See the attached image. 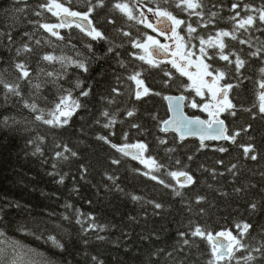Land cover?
<instances>
[{
  "label": "trees",
  "instance_id": "16d2710c",
  "mask_svg": "<svg viewBox=\"0 0 264 264\" xmlns=\"http://www.w3.org/2000/svg\"><path fill=\"white\" fill-rule=\"evenodd\" d=\"M58 2L82 13L92 8L89 19L105 39L92 40L73 26L56 29L64 37L59 40L40 27L43 23L60 22L41 7L48 0H0V78L15 81L18 76L15 62L25 61L31 72L29 79L33 84L42 85L36 90L22 81V97L9 94L7 99L0 86V231L7 239L32 250L30 258L41 264L44 261L51 264H207L211 259L210 246L190 236L194 225L199 224L213 234L231 231L238 235L236 224L247 222L252 228L241 237L246 249L235 253L238 262L233 259L221 264H264V255L253 251L264 244V116L258 107H253L258 104L257 81L262 78L260 69L264 68V59L250 55L264 43V25L257 20L249 33L240 32V38L248 40L252 48L225 38L228 44L225 51H235L246 61L239 74L234 64L227 66L218 57L206 61L214 68L227 71L221 84L233 85L229 99L235 105L236 116L227 112L221 116L229 131H240L251 125L247 132L241 131L236 144L210 142L201 148L196 139L181 141L174 133L161 132L163 121L169 118L165 96L184 95L189 98L187 105L193 98L200 102V97L185 91L182 85L190 82L171 63L153 67L136 59L143 53L132 46L133 42H143L153 34L138 22L144 18L141 6L148 11L157 7L167 9L197 28L193 37L207 39L220 29L231 30L233 22L229 17L233 15L230 11L233 3H240L237 11L245 15L244 4L259 9L264 6V0H202L205 21L210 19V12L218 13L207 27L201 26L195 15L190 16L176 7L177 0ZM116 3H127L136 18L129 20L114 7ZM251 14L258 16L255 12ZM177 31L189 43L186 26ZM124 32L130 35L125 36ZM24 44L33 51L17 56L16 50ZM190 44L197 45L192 50L199 53V39H192ZM44 54L82 61L88 71L71 64L63 66L59 62L44 61ZM166 71L171 77L165 76ZM48 72L55 75L49 77ZM135 72L141 73L144 86L150 89L139 100L135 98V82L128 79ZM114 88L118 91L113 92ZM67 91L81 107L63 127L35 120L36 113L24 107V101L36 103L47 114ZM84 91L88 92L87 96L81 95ZM187 105V115L207 118L205 113ZM130 110H134L132 117L127 116ZM104 111L109 117L103 116ZM110 119L115 122L104 127ZM134 124L138 127H133ZM161 139L166 143L161 144ZM125 143L147 144L145 158L152 157L165 166L151 175L176 186L167 172L186 170L195 183L181 189L182 195L176 196L171 188L144 174L150 172L148 167L111 147V144ZM240 144H252L258 159H245L242 148L238 147ZM64 146L77 155L73 157L71 152H64ZM219 147L228 151L221 153L216 150ZM169 148L174 150L169 152ZM57 152L69 158H57ZM189 156L193 159L189 160ZM114 159L119 164H113ZM220 160L222 165L217 163ZM234 163L237 169L229 172ZM110 176L114 179L110 180ZM132 195L141 199L134 201ZM198 196L205 197L200 204L196 203ZM155 203L162 207L155 208ZM92 224L96 227H91ZM181 233L186 235L182 237ZM49 235L63 249L57 248L48 239ZM184 239L190 241L189 245L183 244ZM248 254L254 257L252 261L244 259Z\"/></svg>",
  "mask_w": 264,
  "mask_h": 264
},
{
  "label": "snow or ice",
  "instance_id": "6c2138e0",
  "mask_svg": "<svg viewBox=\"0 0 264 264\" xmlns=\"http://www.w3.org/2000/svg\"><path fill=\"white\" fill-rule=\"evenodd\" d=\"M240 6V3H233L231 5L230 11L233 13V15L229 17V19L233 22L231 30L220 29L216 31L214 36L209 35L207 39L202 36L193 37L192 34L197 32V28L194 27L192 23H187L185 20L177 18V16L173 15V13L167 9H162L160 7H157L155 10L149 9V11L158 18L155 25L149 22L147 17L138 21L146 28L156 32L158 35H163L166 39L173 40L175 48L173 49L167 44H162L159 40L149 35L143 42H133V48L141 49L143 53L136 56V59L152 65L153 67H156L165 61L171 63L172 68H174L180 76L187 77V80L190 82L182 85L185 88V91H190L194 93L196 97H200V102L193 98L187 106L205 113L207 117L206 119H201L199 116L190 117L184 114L182 108L185 106L184 102L189 99L188 97L184 95L175 97L165 96L164 99L168 101V108L169 111L173 113V116L171 119L163 121L164 126L160 128L161 132H168L169 130L174 131L177 133L181 141L189 135L198 136L200 140V147L203 148L205 147V141L209 139L224 140L236 144L237 137L241 135V131L247 132L251 127V125H249L248 127L242 128L240 131H229L225 120L222 119L221 116L225 112H227L230 116H236V112L234 111L235 105L229 99V92L233 88V85L231 83L221 84L220 82L225 80L227 76V71L214 68L212 64L206 62L207 60H212L218 57L219 60L227 62V66L234 64L235 72L237 74H239L240 70L245 66L246 61L235 51H225V49L228 48L225 38L232 41H238L241 45L247 44L249 48H252L253 45L248 40L240 38V32L243 31L244 33H249L256 25L257 20L261 25H264V6L257 9L248 4H244L243 8L246 13L245 15H241V13L237 11ZM41 7L46 8L53 16H56L59 19V23H43L40 25L41 28L57 39L63 40L64 37L61 36L56 29L71 28L73 25H75V27H77L82 33L89 36L92 40L105 39L104 34L100 30L93 27L92 21L89 19L93 10L92 8H89L87 12L83 13L79 11H72L70 8L59 3L58 0H48V3L46 5H42ZM114 7L127 16L129 20L136 18L132 8H130L127 3H116ZM176 7L186 11L190 16L195 15L198 17V23L203 27H207L208 24L212 23L218 16L217 12H210V19L205 21L203 12L204 5L202 0H177ZM253 12L258 13V16L252 15L251 13ZM35 14L37 16L40 15L39 12ZM141 16L143 17V13H141ZM159 25H162V27ZM182 25L186 26L189 43H186L185 37L180 35L177 31ZM169 33H171V35H169ZM123 35L129 36L130 33L124 32ZM196 38L199 39L198 55L192 50L197 48V45L190 44V41ZM9 40H11L10 34ZM36 43H39V41ZM89 48L91 49L90 45ZM207 49H216L217 51L209 52ZM112 50L113 49L111 47L108 49L109 52ZM32 51L33 49L28 44H24L21 48L16 50V55L20 56L22 53H31ZM262 52H264V43H262L261 46L256 47L255 51L250 52V55L252 57L264 59V57H261ZM169 57H171V59H169ZM193 57H195V59H193ZM231 57H234V60L231 59ZM42 60L47 62H59L63 66L71 64L85 72L88 71L87 65L84 62L73 60L72 58L66 56L57 57L52 54H44L42 56ZM14 67L18 73L15 81L9 82L6 79L0 78V86H2L5 90V99H7L9 94L16 97H22V81H27L30 87L36 90L41 89V83L37 82L33 84L31 79H29L31 72L25 61H16ZM190 69H194V71ZM260 72L262 74V78L257 81L258 104H254L253 107H258L259 113L264 116V68H261ZM164 74L165 76L171 77V73L167 71ZM47 75L52 77L55 73L48 72ZM140 76L141 73L135 72L128 77L129 80L135 82V98L137 100L141 99L142 96L148 95L150 92V89L144 86V80L141 79ZM77 86H79V82H77ZM117 91V89H113V92ZM154 94L160 95V93ZM81 95L87 96L88 92L84 91ZM24 107L30 109L33 113H36L35 120L41 121L43 124L52 127H63L69 123L74 112L81 107V104L78 100L72 97L70 91H67L66 95H61L59 97V102H57L54 109L48 111L47 114H45L43 109L38 108L36 103H28L27 101H24ZM248 111H250V109H248ZM133 115L134 110L127 112L128 117H132ZM103 116L109 117V113L104 111ZM114 122V119H110L104 127H110ZM133 127H138V125L134 124ZM100 139L105 140L106 143H110L105 137H100ZM160 143L165 144L166 141L161 139ZM111 147L124 156H131L132 159L139 160L150 169L149 173H144L145 175H148L150 179L155 180L157 183L162 184L165 188H171L172 192L176 196L182 195L181 189L189 187L195 183L194 177L186 170L167 172V175L175 181L176 186L160 179L156 175H151V172L159 171L165 166L157 162L152 157H148L147 159L144 158V153L148 150V146L145 143H125L123 145L111 144ZM238 147L242 148L245 159L252 161H256L258 159V156L255 153V148L252 144H240ZM173 150L174 149L171 148L167 149L169 152ZM216 150L221 153L228 151L225 147H219ZM37 151H40V149L37 148ZM64 152H71V156L73 157L77 155L76 152L71 151L67 146H64ZM56 157H63L65 160L69 158L61 152H57ZM188 159L192 160L193 157L189 156ZM112 163L119 164V160L114 159L112 160ZM176 163L180 164V161L177 160ZM217 163L222 165L223 161L220 160L217 161ZM53 166L55 167V165ZM234 169H237V164L235 163L231 165L228 171L233 172ZM213 174H215V170H213ZM220 174L223 175V173ZM233 174L235 175V173ZM108 178L110 180L114 179L111 176ZM60 182H63L62 178ZM236 191L239 192L240 189H236ZM131 198L134 201L141 199V197L136 195H132ZM204 200L205 197L198 196L196 198V203L200 204ZM154 206L157 209L162 207L159 203H155ZM251 208L254 210L256 205L253 203ZM189 211H191V207H189ZM200 212L202 213L203 209H200ZM77 223H81V221L77 220ZM191 223L193 222L190 221V224ZM91 227L95 228L96 225L92 224ZM236 228L238 229V235H233L231 231H219L213 234L212 231L203 228L199 224H195L190 232V236L192 238L204 240L210 246L211 259L207 261V264H221L222 261H231L233 259H236L238 262L239 258L236 257L235 253L246 249V245L242 242L241 237H244L249 233L252 225L247 222L242 224L237 223ZM184 235L186 234L181 233L182 237ZM48 239L51 240L57 248L63 249V245L56 240L54 236L49 235ZM189 243L190 241L188 239L183 240L184 245H189ZM0 245H3L0 247V264H41L40 261L32 258L25 259V257L28 256L32 250L26 249L16 240L7 239L3 231H0ZM253 251L260 252L264 255V244H261L260 247L254 248ZM93 259H95V257ZM244 259L246 261H252L254 257L251 254H248L244 257ZM43 264H51V262L44 261Z\"/></svg>",
  "mask_w": 264,
  "mask_h": 264
},
{
  "label": "rangeland",
  "instance_id": "374dc122",
  "mask_svg": "<svg viewBox=\"0 0 264 264\" xmlns=\"http://www.w3.org/2000/svg\"><path fill=\"white\" fill-rule=\"evenodd\" d=\"M140 9H141V11L143 12V15H144V17H147L148 18V21L149 22H151V23H153L154 25L156 24V21H157V17H155L154 15H153V13L152 12H150V11H148L147 9H145L144 7H140ZM73 26H75V25H73ZM72 26V27H73ZM160 27H162V25H159ZM156 33V32H155ZM169 35H171V33H169ZM155 39H157V40H159L162 44H167V45H169L170 47H174L175 48V44H174V41L173 40H171V39H166L165 38V36H163V35H158L157 33H156V35H154L153 36ZM199 53H197V55H198ZM193 59H195V57H193ZM190 70H192V71H194V69H190ZM221 83V82H220ZM3 245H0V247H2ZM30 258V256L28 255V256H26L25 257V259H29Z\"/></svg>",
  "mask_w": 264,
  "mask_h": 264
},
{
  "label": "water",
  "instance_id": "95a60500",
  "mask_svg": "<svg viewBox=\"0 0 264 264\" xmlns=\"http://www.w3.org/2000/svg\"><path fill=\"white\" fill-rule=\"evenodd\" d=\"M169 59H170V57H169ZM171 96L175 97L176 95H171ZM179 96H180V95H179ZM167 103H168V101H167ZM185 104H186V101L184 102V105H185ZM182 111L184 112L185 115H187L186 110H185V106L182 108ZM169 112H170V111H169ZM172 116H173V113L170 112V116H169L168 119H171ZM187 116H188V115H187ZM190 117H191V116H190ZM200 118H201V117H200ZM168 119H167V120H168ZM201 119H203V118H201ZM225 123H226V121H225ZM226 125H227V124H226ZM163 126H164V125H162V127H163ZM168 132L175 133L174 131H171V130H169ZM175 134L177 135V133H175ZM177 136H178V135H177ZM178 137H179V136H178ZM188 139H196V140H198V141L200 142L199 137H198V136H194V135H189V136H187L183 141L188 140ZM209 142L223 143V142H229V141H224V140H211V139L205 141V143H209ZM132 151H134V150H132Z\"/></svg>",
  "mask_w": 264,
  "mask_h": 264
},
{
  "label": "bare ground",
  "instance_id": "6f19581e",
  "mask_svg": "<svg viewBox=\"0 0 264 264\" xmlns=\"http://www.w3.org/2000/svg\"><path fill=\"white\" fill-rule=\"evenodd\" d=\"M142 90V89H141ZM176 96H178V95H176ZM143 97V96H142ZM166 103H167V100H166ZM167 106H168V103H167ZM168 112H169V108H168ZM169 116H170V112H169ZM163 125V124H162ZM128 157H130L131 158V156H128ZM132 159V158H131ZM133 160H135V159H133ZM137 161H139V160H137ZM225 261H227V260H225Z\"/></svg>",
  "mask_w": 264,
  "mask_h": 264
},
{
  "label": "flooded vegetation",
  "instance_id": "af4514ba",
  "mask_svg": "<svg viewBox=\"0 0 264 264\" xmlns=\"http://www.w3.org/2000/svg\"><path fill=\"white\" fill-rule=\"evenodd\" d=\"M155 35H156V33H155Z\"/></svg>",
  "mask_w": 264,
  "mask_h": 264
}]
</instances>
